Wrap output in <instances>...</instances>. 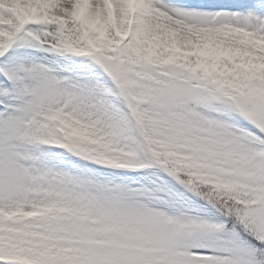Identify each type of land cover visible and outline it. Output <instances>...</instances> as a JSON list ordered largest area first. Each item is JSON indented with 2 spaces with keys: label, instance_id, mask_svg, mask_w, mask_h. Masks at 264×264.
Segmentation results:
<instances>
[{
  "label": "snow or ice",
  "instance_id": "1",
  "mask_svg": "<svg viewBox=\"0 0 264 264\" xmlns=\"http://www.w3.org/2000/svg\"><path fill=\"white\" fill-rule=\"evenodd\" d=\"M0 264H264V0H0Z\"/></svg>",
  "mask_w": 264,
  "mask_h": 264
}]
</instances>
